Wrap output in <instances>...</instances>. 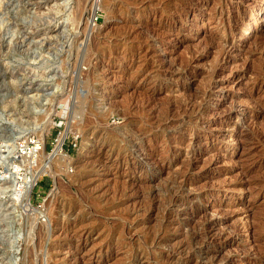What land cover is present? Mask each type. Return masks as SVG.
I'll return each mask as SVG.
<instances>
[{
    "label": "rangeland",
    "instance_id": "1",
    "mask_svg": "<svg viewBox=\"0 0 264 264\" xmlns=\"http://www.w3.org/2000/svg\"><path fill=\"white\" fill-rule=\"evenodd\" d=\"M133 263L264 264V0H0V264Z\"/></svg>",
    "mask_w": 264,
    "mask_h": 264
},
{
    "label": "bare ground",
    "instance_id": "2",
    "mask_svg": "<svg viewBox=\"0 0 264 264\" xmlns=\"http://www.w3.org/2000/svg\"><path fill=\"white\" fill-rule=\"evenodd\" d=\"M102 4V3H101ZM101 4L99 5V6H101ZM100 88V87H99ZM205 91V90H204ZM103 97V96H102ZM99 100V99H98ZM97 100V101H98ZM103 101V100H102ZM111 101V100H110ZM100 102V101H99ZM107 102V101H106ZM104 103V102H103ZM110 103H112V102H110ZM114 103V102H113ZM109 105V104H108ZM115 105V104H114ZM200 105V104H199ZM105 106H106V104H105ZM14 110V109H13ZM125 113V112H124ZM127 114H128V112H127ZM52 122V121H51ZM132 129L133 128H131V129H129V130H131L132 131ZM130 133V132H129ZM128 134V133H127ZM130 136V135H129ZM136 136V135H135ZM134 142V141H133ZM62 143H63V139H61L60 140V142H59V144H58V146L56 147V150H55V155H53V156H55V160L54 161H50V162H47V163H45V164H43L42 166H41V168L39 169L38 168V170L37 171H34V173H35V176H33V175H31V177H29V179H27V181L25 182V184H23L22 185V187H23V190H22V193H21V200L23 201V206L25 207V209H26V211H30V213H32L33 211H35V212H37V214H39V213H42V211L40 210V209H38V208H36L35 206H33L32 204H31V190H32V188H33V185H34V181H35V179L36 178H38V177H40L41 175H52L53 177H54V179L55 180H58L57 178H58V176H60V170H59V166H60V161H59V163L57 164L56 162L58 161V159L59 158H66L67 157V155L66 154H64V152H63V149H62ZM132 146V145H131ZM44 146L42 145L40 148L42 149ZM137 147V146H136ZM119 150V149H118ZM142 149H141V147H138L137 148V152H139L140 154L139 155H143L144 153H142L141 154V151ZM50 155H52V154H50ZM41 156H42V154H41ZM44 156V155H43ZM138 156V155H137ZM139 157V156H138ZM48 159V158H47ZM138 159V158H137ZM147 159V158H146ZM146 159H139V160H135L138 164H142V166H145V163H146ZM46 160V159H45ZM145 160V161H144ZM48 161V160H47ZM45 162V161H44ZM65 161H63V163H64ZM134 162V161H133ZM62 164V163H61ZM147 164V163H146ZM63 165V164H62ZM64 165H65V163H64ZM140 168V167H139ZM145 169V168H144ZM60 179V178H59ZM61 181V180H60ZM56 183H58V181H56ZM56 186V185H55ZM56 188H57V186L53 189V191H52V193H50L51 195H53V194H55L56 193ZM50 195V196H51ZM179 200V199H178ZM185 205V204H184ZM48 210L46 209L45 211H43V212H45L44 213V215H46V216H48V214L47 213H49V212H47ZM215 214V213H214ZM203 215V214H202ZM204 216H205V214H204ZM49 217V216H48ZM48 219V218H47ZM204 219V218H203ZM207 222V221H206ZM210 222V221H209ZM204 223V222H203ZM163 224V223H162ZM168 224V223H167ZM166 224V225H167ZM199 224V223H198ZM164 225V224H163ZM203 225H206V223L205 224H203ZM203 225H201V226H203ZM170 226V225H169ZM167 227V226H166ZM187 227V226H186ZM193 227V226H192ZM159 228V227H158ZM163 228V227H162ZM186 229V228H185ZM200 231V230H199ZM197 232L196 233V238L197 239H201V238H206L207 237V234H209L208 232H207V225H206V227H202V230L200 231V232ZM187 234V233H186ZM155 236V235H154ZM158 236V235H157ZM188 236V235H187ZM186 237V236H185ZM157 238V237H156ZM154 239V238H153ZM152 239V240H153ZM212 239V238H211ZM161 240V239H160ZM191 240V239H190ZM192 241V240H191ZM202 241V240H201ZM205 241V240H204ZM214 241V240H213ZM162 242V241H161ZM165 242V241H164ZM183 242V241H182ZM195 243V242H194ZM217 243V242H216ZM209 245V244H208ZM188 246V245H187ZM189 246H190V244H189ZM195 246V245H194ZM193 246V247H194ZM193 247H192V245H191V248L193 249ZM183 248H185V247H183ZM191 248H189V249H191ZM195 248V247H194ZM174 249V248H173ZM181 250V249H180ZM175 251V250H174ZM173 251V252H174ZM140 254V253H139ZM173 254V253H172ZM142 255V254H141ZM219 255V254H218ZM135 256V255H134ZM161 256V255H160ZM141 257V256H140ZM134 258V257H133ZM198 259V258H197ZM207 259V258H206ZM165 260V259H164ZM207 262H208V260H207ZM196 263V262H195ZM134 264V263H133ZM203 264V263H202ZM205 264V263H204ZM206 264H209V263H206Z\"/></svg>",
    "mask_w": 264,
    "mask_h": 264
},
{
    "label": "built area",
    "instance_id": "3",
    "mask_svg": "<svg viewBox=\"0 0 264 264\" xmlns=\"http://www.w3.org/2000/svg\"><path fill=\"white\" fill-rule=\"evenodd\" d=\"M59 138H60V136H59ZM59 138L57 139V143L59 142ZM41 141H42L41 137H39L37 139L30 140L28 143H26L24 145H21V150L20 151H21L22 154L26 155V157L29 159V161L31 163L32 170L24 178L19 177L17 182L15 183L16 191H17L18 195H20L22 193L23 188L21 187V184H24V180L27 179L28 177H30L31 175L35 176V173H33V172L37 169V167L39 165V162H40L38 155H39V153L41 151L40 150L41 149L40 147L42 146ZM63 143H62V145H63ZM62 149H63V147H62ZM51 153H49L48 155H50ZM39 179H40V177L35 179L33 188L31 190V195H32V192H33L34 188L37 186ZM31 204L33 205L32 198H31ZM35 207H38V209H40L42 211V213L38 214L39 218L45 219V215H44L45 212H43V211H45L44 206L40 204V205L35 206Z\"/></svg>",
    "mask_w": 264,
    "mask_h": 264
}]
</instances>
